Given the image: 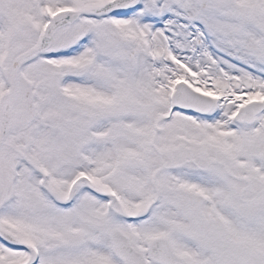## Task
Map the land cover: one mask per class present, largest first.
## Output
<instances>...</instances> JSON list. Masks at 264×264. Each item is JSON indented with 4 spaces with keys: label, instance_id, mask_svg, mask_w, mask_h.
<instances>
[{
    "label": "snow or ice",
    "instance_id": "snow-or-ice-1",
    "mask_svg": "<svg viewBox=\"0 0 264 264\" xmlns=\"http://www.w3.org/2000/svg\"><path fill=\"white\" fill-rule=\"evenodd\" d=\"M0 264H264V0H0Z\"/></svg>",
    "mask_w": 264,
    "mask_h": 264
}]
</instances>
